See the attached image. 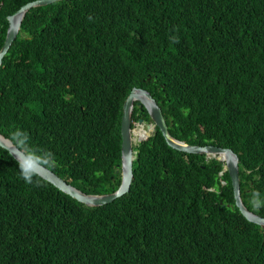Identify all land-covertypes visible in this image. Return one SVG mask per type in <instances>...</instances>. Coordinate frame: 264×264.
<instances>
[{
	"label": "trees",
	"instance_id": "trees-1",
	"mask_svg": "<svg viewBox=\"0 0 264 264\" xmlns=\"http://www.w3.org/2000/svg\"><path fill=\"white\" fill-rule=\"evenodd\" d=\"M27 1L0 0V46ZM20 31L0 66L1 134L26 132L66 182L109 193L122 104L142 87L172 136L238 155L242 200L264 217V0H58L30 8ZM139 117L151 124L134 102ZM151 131L129 190L94 207L24 183L0 147V264H264L262 228L235 206L223 163Z\"/></svg>",
	"mask_w": 264,
	"mask_h": 264
},
{
	"label": "water",
	"instance_id": "water-1",
	"mask_svg": "<svg viewBox=\"0 0 264 264\" xmlns=\"http://www.w3.org/2000/svg\"><path fill=\"white\" fill-rule=\"evenodd\" d=\"M55 1L58 0H31L21 5L16 12L7 16L8 28L5 43L0 50V59L9 46L11 40L15 38L25 13L32 7L48 5ZM135 101L138 105H142L144 109H146L151 120V124H146V129L144 130L145 132L151 131L153 130L154 126H157L163 135L166 144L171 148L186 153L204 154L207 159L217 158L219 162L223 163V168L227 170L230 177L235 206L248 221L259 225L262 228L264 234V217L249 210L244 204L240 194L238 155L229 147H220L210 144H190L172 136L168 131V126L160 106L156 102L155 98L151 95L150 91L142 87H132L122 105L120 121V183L114 191L109 193H85L72 184L66 182L52 170L41 169L42 179L86 206H99L110 203L114 199L125 194L129 190L132 180L133 160L137 157V153L139 151L136 146L139 144L142 138H135L133 132L134 128L132 129L131 127V114ZM143 124V119H139L137 121V126ZM5 138L6 137L0 133V147L6 149L8 153L16 160V150L14 148L7 147Z\"/></svg>",
	"mask_w": 264,
	"mask_h": 264
},
{
	"label": "clouds",
	"instance_id": "clouds-1",
	"mask_svg": "<svg viewBox=\"0 0 264 264\" xmlns=\"http://www.w3.org/2000/svg\"><path fill=\"white\" fill-rule=\"evenodd\" d=\"M13 13H11V14H13ZM11 14H9V15H11ZM9 15H7V16H9ZM7 16H6V20H7ZM7 23H8V20H7ZM20 25H21V23H20ZM20 25H19V29H18V31H17V33L15 35V38L11 40V42H10L9 46L7 47L6 51L1 56L0 66L2 64L3 57L7 54L8 50L10 49V47L13 44L14 40L18 36L28 37V35L26 33L20 31ZM7 28H8V24L6 26V30H5V33H4V39H3L2 45L0 46V50L3 47V45L5 43V40H6ZM1 32H2V29L0 28V37H1ZM65 77L66 76H64L62 78V80L58 83V85L56 86V89H55V92H54L55 100H56V94L61 90V86H62V83H63ZM138 106H140V105H138ZM121 114H122V112H121ZM139 119H143V118L139 117L136 121H133L132 114H131V127H132V129L133 128L135 129L136 127H138L137 126V121ZM120 121H121V116H120ZM143 122H144V120H143ZM144 124L146 125L148 123L144 122ZM119 130H120V127H119ZM5 139H6L7 147L14 148L16 150L15 158H16V163H17V166H18L20 178L26 184H29V185L35 184V185L38 186L39 183H40V180L42 179V177H41V169L51 170V169H53L55 167L56 158H55L54 154L51 151H49V150H46V149H43V148L34 147L30 143L29 135L26 132H24V131H22L20 129L13 130ZM252 203H253L254 207L258 208V207L261 206V201L258 198L254 199L252 201Z\"/></svg>",
	"mask_w": 264,
	"mask_h": 264
},
{
	"label": "bare ground",
	"instance_id": "bare-ground-1",
	"mask_svg": "<svg viewBox=\"0 0 264 264\" xmlns=\"http://www.w3.org/2000/svg\"><path fill=\"white\" fill-rule=\"evenodd\" d=\"M142 131V133L141 134H137V133H134V137L135 138H143V133H144V130H141ZM142 138H141V140H142Z\"/></svg>",
	"mask_w": 264,
	"mask_h": 264
}]
</instances>
